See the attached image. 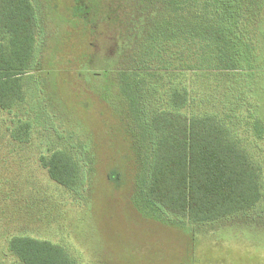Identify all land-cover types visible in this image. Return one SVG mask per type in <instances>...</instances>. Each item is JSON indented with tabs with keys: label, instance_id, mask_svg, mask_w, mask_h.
Segmentation results:
<instances>
[{
	"label": "rangeland",
	"instance_id": "obj_1",
	"mask_svg": "<svg viewBox=\"0 0 264 264\" xmlns=\"http://www.w3.org/2000/svg\"><path fill=\"white\" fill-rule=\"evenodd\" d=\"M39 1L45 15L41 65L34 80H25V99L10 112L0 108V264H20L8 249L14 235L60 244L78 264H264L258 214L197 225L133 199L141 172L131 138L123 137L126 115L111 64L119 21L137 9V0ZM257 1L247 0L253 8ZM215 69L180 82L187 98L179 109L235 114L236 138L259 167L264 194V141L247 107L255 76ZM19 120L31 124L26 142L9 135ZM54 149L80 158L85 182L78 189L57 183L41 165L40 155ZM256 210L264 212V197Z\"/></svg>",
	"mask_w": 264,
	"mask_h": 264
},
{
	"label": "trees",
	"instance_id": "obj_2",
	"mask_svg": "<svg viewBox=\"0 0 264 264\" xmlns=\"http://www.w3.org/2000/svg\"><path fill=\"white\" fill-rule=\"evenodd\" d=\"M39 2L0 0V108L8 112L25 99V80H34L41 65L45 15ZM137 2L119 21L111 64L126 115L123 137L131 138L132 159L140 166L134 201L197 225L248 214L264 197L262 177L236 138V115L181 112L187 96L179 84L199 71L203 77L215 68L249 70L255 78L247 107L264 141V0L254 8L247 0ZM30 126L19 120L9 135L26 142ZM39 159L57 183L78 189L85 182L80 158L66 150ZM8 249L20 264H78L62 245L29 235L12 236Z\"/></svg>",
	"mask_w": 264,
	"mask_h": 264
},
{
	"label": "crops",
	"instance_id": "obj_3",
	"mask_svg": "<svg viewBox=\"0 0 264 264\" xmlns=\"http://www.w3.org/2000/svg\"><path fill=\"white\" fill-rule=\"evenodd\" d=\"M258 206V205H257ZM257 206L255 207V209L254 210H252V211H250L248 214H237L236 215V217L239 215V216H248V215H250L251 213L252 214H258V217L260 216L261 218H264L263 216H264V212L263 211H261V210H259V211H257L256 210V208H257Z\"/></svg>",
	"mask_w": 264,
	"mask_h": 264
}]
</instances>
